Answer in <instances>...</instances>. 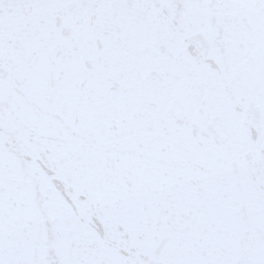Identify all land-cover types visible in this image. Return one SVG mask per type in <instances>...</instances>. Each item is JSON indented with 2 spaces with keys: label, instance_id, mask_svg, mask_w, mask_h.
<instances>
[{
  "label": "snow or ice",
  "instance_id": "obj_1",
  "mask_svg": "<svg viewBox=\"0 0 264 264\" xmlns=\"http://www.w3.org/2000/svg\"><path fill=\"white\" fill-rule=\"evenodd\" d=\"M0 264H264V0H0Z\"/></svg>",
  "mask_w": 264,
  "mask_h": 264
}]
</instances>
